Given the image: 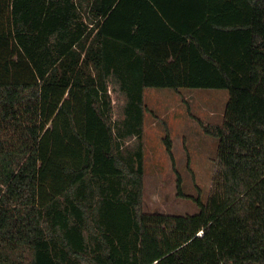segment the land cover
<instances>
[{"label":"trees","instance_id":"1","mask_svg":"<svg viewBox=\"0 0 264 264\" xmlns=\"http://www.w3.org/2000/svg\"><path fill=\"white\" fill-rule=\"evenodd\" d=\"M113 80L135 126L148 87L229 91L223 121L200 122L218 153L199 211L143 210L144 151L121 149ZM164 143L176 168L168 129ZM25 251L264 264V0H0V264Z\"/></svg>","mask_w":264,"mask_h":264},{"label":"rangeland","instance_id":"2","mask_svg":"<svg viewBox=\"0 0 264 264\" xmlns=\"http://www.w3.org/2000/svg\"><path fill=\"white\" fill-rule=\"evenodd\" d=\"M116 80L108 83L113 100V124L125 155L144 151L145 172L142 208L146 212L192 214L199 211L194 197L207 201L217 169L218 139L205 133L201 121L221 123L229 91L218 88L148 87L143 94L144 119L141 126L127 111L129 97ZM134 99V98H133ZM136 105L139 106L137 98ZM133 103V102H132ZM167 129L173 141L176 168L166 149ZM190 197L177 193V171ZM17 258L32 263L29 251Z\"/></svg>","mask_w":264,"mask_h":264}]
</instances>
